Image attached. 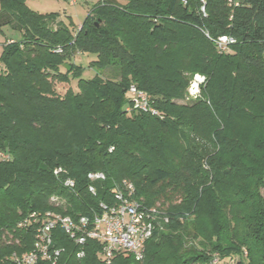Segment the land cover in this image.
Instances as JSON below:
<instances>
[{
    "label": "trees",
    "instance_id": "obj_1",
    "mask_svg": "<svg viewBox=\"0 0 264 264\" xmlns=\"http://www.w3.org/2000/svg\"><path fill=\"white\" fill-rule=\"evenodd\" d=\"M123 1L97 0L74 29L58 12L0 0V30L23 34L0 58V264L33 248L35 230L18 226L27 215H91L124 180L168 218L144 259L108 263L96 241L78 258L57 226L58 264H264V0ZM225 35L236 42L220 52ZM79 54L97 56L93 78ZM111 68L119 78L104 76ZM195 74L207 82L186 101ZM74 79L78 89L60 94ZM131 85L163 119L127 111ZM90 172L106 176L95 195Z\"/></svg>",
    "mask_w": 264,
    "mask_h": 264
},
{
    "label": "built area",
    "instance_id": "obj_2",
    "mask_svg": "<svg viewBox=\"0 0 264 264\" xmlns=\"http://www.w3.org/2000/svg\"><path fill=\"white\" fill-rule=\"evenodd\" d=\"M228 2L230 5H237L234 0ZM235 42V38L227 35L216 40L220 52L228 51L230 45ZM199 77H203V79ZM206 82L205 75L195 74L188 88V98H199L201 89ZM128 93L131 95L130 103L127 106L129 113L138 110L161 119L164 118V115L151 104L145 91L136 85H131ZM1 156L8 157L5 153H1ZM54 172L56 175H60L64 170L59 167ZM105 177L102 172L88 174L91 181L89 190L92 194H96L94 182L103 180ZM63 184L73 189L76 182L68 177L63 179ZM135 193L134 184L124 180L114 192L113 203L101 202L99 208L91 215L84 214L74 218L50 210L43 215L36 212L27 215L19 222L18 226L35 230L34 246L31 250L23 253L13 252L9 259L16 264H58L63 249L52 248L53 230L57 226H61L80 247L78 258L85 256L84 248L89 241H96L101 245L102 258L108 263L119 253L133 254L137 260H143L147 241L153 236L158 226L168 222V218L157 206L150 207L137 200ZM52 201L59 203L60 198L54 196Z\"/></svg>",
    "mask_w": 264,
    "mask_h": 264
},
{
    "label": "rangeland",
    "instance_id": "obj_3",
    "mask_svg": "<svg viewBox=\"0 0 264 264\" xmlns=\"http://www.w3.org/2000/svg\"><path fill=\"white\" fill-rule=\"evenodd\" d=\"M121 1L124 2L123 0ZM96 2L97 0H27L28 6L34 11L40 13L58 12L60 14V19L64 20L67 24H71L74 29H77L81 26ZM22 39L23 34L19 30L12 28L10 25L3 26L0 30V58L4 50V45L7 41H20ZM96 58L97 56L94 54L77 55L75 60L76 63L82 65L85 68L83 73L84 79H91L97 74L95 69L89 67V63ZM1 65L2 64L0 61V66ZM104 76L112 79L119 78L117 75V70L115 72V70L112 68L104 71ZM77 83V79L72 80V82L69 84L58 83L57 87L59 93L64 94L69 87H73L74 90H77ZM127 98H131L130 93H128ZM185 100L187 101L190 99L187 97ZM262 194L264 195V188L262 189ZM245 255H247V253ZM240 260V256L237 255L233 258H228L227 264H239ZM216 261L217 260L215 259L213 264H216Z\"/></svg>",
    "mask_w": 264,
    "mask_h": 264
},
{
    "label": "clouds",
    "instance_id": "obj_4",
    "mask_svg": "<svg viewBox=\"0 0 264 264\" xmlns=\"http://www.w3.org/2000/svg\"><path fill=\"white\" fill-rule=\"evenodd\" d=\"M200 79H203V77H199Z\"/></svg>",
    "mask_w": 264,
    "mask_h": 264
}]
</instances>
